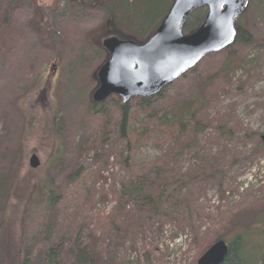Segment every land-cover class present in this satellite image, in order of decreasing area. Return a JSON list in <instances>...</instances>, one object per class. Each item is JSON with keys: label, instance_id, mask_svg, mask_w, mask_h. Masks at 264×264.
<instances>
[{"label": "rangeland", "instance_id": "obj_1", "mask_svg": "<svg viewBox=\"0 0 264 264\" xmlns=\"http://www.w3.org/2000/svg\"><path fill=\"white\" fill-rule=\"evenodd\" d=\"M149 1L127 0L123 31ZM164 1L162 14L172 0ZM123 4L0 0V141L23 155L16 187L12 178L7 187L0 185V195L9 194L3 223L0 213V264L8 263V246L42 248L50 223L54 245L68 249L81 227L82 243L90 234L100 258L111 260L112 251L125 264H196L218 235L226 241L251 228L249 238H256L264 212V0H248L235 23L237 37L246 31L250 43L206 55L166 86L160 99L136 114L129 145L117 132L121 98L92 100L106 56L105 37L95 33ZM206 12L195 10L183 32L198 28ZM189 111L197 116V132L186 123L182 134L162 135L166 119ZM33 154L36 169L29 167ZM125 161L137 172L157 173L159 166L168 180L162 206L167 215L144 217L131 203L117 214L122 203L116 199L129 181ZM8 168L0 159V178ZM41 184L53 190L56 204L40 192ZM111 229H123L124 237L111 239Z\"/></svg>", "mask_w": 264, "mask_h": 264}, {"label": "trees", "instance_id": "obj_2", "mask_svg": "<svg viewBox=\"0 0 264 264\" xmlns=\"http://www.w3.org/2000/svg\"><path fill=\"white\" fill-rule=\"evenodd\" d=\"M8 1L12 2L13 0ZM137 1L138 0H136V2ZM157 1L158 0L149 1L144 8H141V10L137 9L132 15V18L128 24L129 29L123 31L121 28L123 26V18L129 13L131 9L128 6L125 7V4L128 3L127 0H124V7L122 6L123 8H120L122 10L119 12V15L109 16V21H105L104 24L96 31L95 35L99 37H108L110 35H114L119 39L132 38L137 41L145 40L148 36H150L151 33L154 32L170 6V1H168L166 3V5L168 4L166 11L162 14L160 7L166 1L159 0V5H157ZM235 42L248 44L250 43L249 35L246 31L241 30ZM161 96L162 91L154 97L138 98L136 106H130V103L128 102L125 104L117 103V108H115L119 114L117 132L120 139L128 143L127 145H129V138L133 135H136V133L132 131L133 127L130 126L131 123H136V121H134L136 114L139 112L141 113L142 111L145 112L146 107L149 108L150 105L155 100L160 99ZM133 108L136 111V113L133 112L134 115L132 114ZM140 109L141 111H139ZM196 118L197 116L195 112L192 111H189V114L187 115L184 113L172 114L161 125L162 135L167 134V136L169 135L170 137H176L178 134H182L186 123L189 124L193 132H197V128L200 126V124H198ZM0 143L2 142L0 141ZM2 144L3 158L0 157V159H3L5 162H7V164H9V168L7 169L9 172H6L7 174H3L4 176L0 178V183L2 182L0 185L4 186L7 181H11L12 178L15 188L18 183V172L21 166V159L23 155L21 153V149L17 146H10L6 143ZM6 146L9 147L6 148ZM19 146L21 145L19 144ZM132 164L129 163L128 165L126 162L125 165L124 170L126 175L129 177V181L127 186L123 185V188L116 199L118 205L122 203V210H118L117 214L122 212L124 209L126 210V204L131 203L136 207L138 212L144 215V217H154L156 215L164 217L167 215V213H164L162 206L164 199L167 197L165 193L166 191H169L164 185V182H168V180H166L163 174L159 171L160 168L157 169V167H159L158 165L154 166L156 169L155 172L157 173H151L149 171L150 169H142L140 172L133 171ZM151 174H154V177H151ZM70 180H72V178ZM73 182L74 179L70 181V183ZM169 184L172 183H168V185ZM4 187H7V185ZM39 190L43 194L48 193L49 199L54 204H56L58 197L49 196L51 193H53V190L49 189L44 184L39 186ZM8 201L9 194L0 195V213H2V223L5 221L4 216L6 217L7 215L6 210ZM106 222L109 223L108 218L106 219ZM52 225L54 226L53 223H50L46 227V231H44V239H42L43 247L37 252L33 251V248H29L28 250H25V252H22L18 247H15L11 250L8 246L6 251L7 256H5L6 259H8L7 264H125V260L120 258L121 254L116 255L112 251L111 254L113 258L111 260L100 258L102 253L99 254L96 247L92 245L90 234L85 237L86 242L82 243L81 239L79 240V236L83 231L81 227L78 228L74 241L69 245L68 249L64 247L63 243L54 245L52 241L54 234ZM259 228V230L254 228V231L258 232L254 240H250L249 238V231H253L251 228H242L241 230L235 232L232 238L226 241L223 236H216L214 242L223 240L228 244L229 247L228 254L223 264H264V212L260 218ZM116 231L117 230L115 229H111V233L113 235L115 233L111 239L118 240V238L124 237L125 233L123 229H121V232L119 233ZM104 240L105 237L103 235L102 241L104 242ZM4 243L5 245L7 244L6 241ZM106 247L109 248V245L107 244Z\"/></svg>", "mask_w": 264, "mask_h": 264}, {"label": "water", "instance_id": "obj_3", "mask_svg": "<svg viewBox=\"0 0 264 264\" xmlns=\"http://www.w3.org/2000/svg\"><path fill=\"white\" fill-rule=\"evenodd\" d=\"M247 4L248 0H172L158 27L144 41L103 39L106 58L96 71L93 102L101 103L112 95L123 103L135 97L157 96L206 55L221 52L235 42V23ZM199 8L207 11L203 22L185 34L187 18ZM260 142L264 145V135ZM28 162L31 169L39 166L35 154ZM228 250V244L218 240L196 264H223Z\"/></svg>", "mask_w": 264, "mask_h": 264}]
</instances>
